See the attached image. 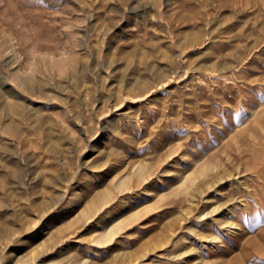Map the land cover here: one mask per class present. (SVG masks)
<instances>
[{
  "label": "rangeland",
  "instance_id": "obj_1",
  "mask_svg": "<svg viewBox=\"0 0 264 264\" xmlns=\"http://www.w3.org/2000/svg\"><path fill=\"white\" fill-rule=\"evenodd\" d=\"M263 147L264 0H0V264H253Z\"/></svg>",
  "mask_w": 264,
  "mask_h": 264
},
{
  "label": "bare ground",
  "instance_id": "obj_2",
  "mask_svg": "<svg viewBox=\"0 0 264 264\" xmlns=\"http://www.w3.org/2000/svg\"><path fill=\"white\" fill-rule=\"evenodd\" d=\"M52 47V46H51ZM52 49V48H51ZM55 48H53L54 50ZM21 84V87L23 85H26L27 87H29L28 85V82L24 81ZM264 149V147H263ZM259 154V153H258ZM256 158V156L254 157ZM227 159V158H226ZM225 159V161H226ZM229 160V158L227 159ZM258 163V172L260 175H262L264 177V151H262V155H259L256 159H255ZM227 163V162H226ZM221 164V163H220ZM224 165V163H223ZM222 166V165H221ZM220 167V166H218ZM213 169V168H212ZM216 169V168H215ZM214 169V170H215ZM221 169V168H220ZM210 170V169H209ZM224 170V169H223ZM211 172V171H210ZM228 172V170H227ZM225 172V173H227ZM224 173V174H225ZM232 172H230L231 174ZM211 174V173H210ZM220 171H215L213 174H212V177H217L218 175H220ZM207 175V174H206ZM209 176V175H208ZM225 176V175H224ZM262 176H260L262 178ZM221 178V177H220ZM216 179V183L215 185L219 184L218 181H222L221 179ZM205 180V178H204ZM262 180V179H261ZM203 181V180H202ZM201 181V182H202ZM218 182V183H217ZM200 184V182H199ZM204 184H206V182H204ZM203 184V185H204ZM201 185V184H200ZM208 185V183H207ZM213 185V184H212ZM206 186V185H205ZM209 186V185H208ZM206 186V187H208ZM218 186V185H217ZM261 186H262V195L264 194V179L262 180V183H261ZM231 194V193H230ZM232 198L231 195H229V200ZM256 202L254 201L252 204H250V207H251V210L250 212L248 213V218H247V222L249 223V226L251 225V222L253 221V219L255 218V214L256 213H259L258 215L262 216V212L264 211V208L263 206L260 208V206L264 203V196L263 198H256L255 199ZM256 208V210H255ZM243 215L247 214V213H242ZM240 216V215H239ZM264 217V215L262 216V218ZM261 218V219H262ZM225 224V223H223ZM237 223H233L232 225L235 226ZM244 246L242 247V254L243 256H245L247 259H251L252 257H256V259L252 262L253 264H264V223L259 225L258 227H256L254 229V234L253 235H249L247 236L244 244ZM243 258V257H242Z\"/></svg>",
  "mask_w": 264,
  "mask_h": 264
}]
</instances>
